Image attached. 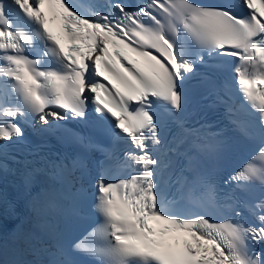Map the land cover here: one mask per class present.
Listing matches in <instances>:
<instances>
[{
    "label": "snow or ice",
    "instance_id": "snow-or-ice-1",
    "mask_svg": "<svg viewBox=\"0 0 264 264\" xmlns=\"http://www.w3.org/2000/svg\"><path fill=\"white\" fill-rule=\"evenodd\" d=\"M229 70L243 97L228 106L230 121L258 147L223 195L184 175L172 194L165 177L176 149L161 132L174 125L189 153L222 151L223 129L191 126L189 110L193 82L221 99L217 77ZM92 113L112 140L102 148L75 134L104 155L94 176L81 157L37 168L8 151L34 121L50 132ZM9 160L23 164L28 188L41 172L60 187L36 192L32 226L25 219L12 235L14 251L37 258L0 264H264V0H0V173L12 171ZM90 198L100 220L73 239L67 224Z\"/></svg>",
    "mask_w": 264,
    "mask_h": 264
},
{
    "label": "bare ground",
    "instance_id": "bare-ground-1",
    "mask_svg": "<svg viewBox=\"0 0 264 264\" xmlns=\"http://www.w3.org/2000/svg\"><path fill=\"white\" fill-rule=\"evenodd\" d=\"M27 137H28V141L26 142V146H29V147H30V146H31V144H30V136H27ZM25 149H28V148H25ZM89 151H90V150H89ZM84 157H85V159H84ZM87 157H88V156H87L86 154H84V155L82 156V158H83L84 161L87 160V159H86ZM17 160H20V156L17 157Z\"/></svg>",
    "mask_w": 264,
    "mask_h": 264
}]
</instances>
